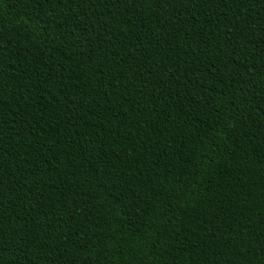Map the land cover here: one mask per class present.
<instances>
[{"label":"trees","instance_id":"obj_1","mask_svg":"<svg viewBox=\"0 0 264 264\" xmlns=\"http://www.w3.org/2000/svg\"><path fill=\"white\" fill-rule=\"evenodd\" d=\"M0 264H264V0H0Z\"/></svg>","mask_w":264,"mask_h":264}]
</instances>
